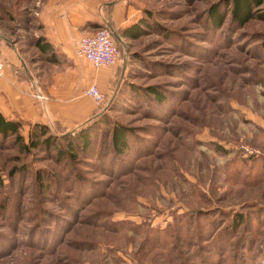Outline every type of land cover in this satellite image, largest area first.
Masks as SVG:
<instances>
[{"label": "rangeland", "instance_id": "374dc122", "mask_svg": "<svg viewBox=\"0 0 264 264\" xmlns=\"http://www.w3.org/2000/svg\"><path fill=\"white\" fill-rule=\"evenodd\" d=\"M42 1L0 0V37L29 42ZM219 1L127 0L145 33L98 125L122 156L0 144V264H264V21L227 4L214 30Z\"/></svg>", "mask_w": 264, "mask_h": 264}, {"label": "crops", "instance_id": "0c3cea01", "mask_svg": "<svg viewBox=\"0 0 264 264\" xmlns=\"http://www.w3.org/2000/svg\"><path fill=\"white\" fill-rule=\"evenodd\" d=\"M137 19L127 0H43L29 42L20 47L0 37V114L20 122L24 137L36 123L67 131L85 124L109 98L123 67L122 85L129 60L126 66L122 59L95 67L76 55L73 41L103 26L120 32ZM119 39L126 54H136L130 50L132 39ZM92 86L103 95L102 103L85 94Z\"/></svg>", "mask_w": 264, "mask_h": 264}, {"label": "trees", "instance_id": "16d2710c", "mask_svg": "<svg viewBox=\"0 0 264 264\" xmlns=\"http://www.w3.org/2000/svg\"><path fill=\"white\" fill-rule=\"evenodd\" d=\"M227 4H231L229 16V24L231 26L240 28L252 18L264 21V0H220L211 4L206 11V19L212 29L219 30L222 28L226 17ZM142 23L148 26L147 20H143ZM108 28L116 43L119 56L123 59V66H126L130 56L124 52V44L121 43L119 38L122 36L127 39H136L142 36L145 31L141 28V21L120 32L111 30L110 27ZM260 45L264 50V34L260 37ZM122 68L118 70L117 77L112 85L111 94L106 100L107 104L101 105L91 119L79 128L67 131L59 126L51 128L48 125L36 123L31 126L28 136L24 137L21 133L20 122L8 120L0 114V144L11 142L22 151L46 152L58 160L75 159L78 154L83 157H94L99 155L102 150H107L114 156H122L125 150L129 148V131L122 125L113 126L110 131H100L98 127L99 118L103 114L101 110L108 104L112 105L115 102L123 76ZM146 90L148 93L153 94L155 100L162 102L165 98L162 92L154 89V87H148ZM19 170H22V168L17 167L10 172V176H13ZM37 178L39 180L38 172L36 173ZM2 182L0 175V184ZM241 222L242 215H236L232 225L235 231Z\"/></svg>", "mask_w": 264, "mask_h": 264}, {"label": "built area", "instance_id": "2783aa9c", "mask_svg": "<svg viewBox=\"0 0 264 264\" xmlns=\"http://www.w3.org/2000/svg\"><path fill=\"white\" fill-rule=\"evenodd\" d=\"M76 55L87 60L95 67L118 64L119 52L107 26L97 29L94 33L75 38L73 41ZM4 62L0 58V75ZM85 94L91 96L98 104L103 102V95L92 86L85 90Z\"/></svg>", "mask_w": 264, "mask_h": 264}]
</instances>
